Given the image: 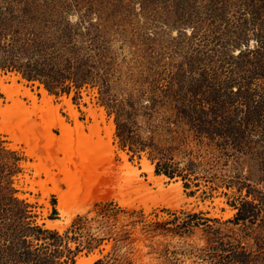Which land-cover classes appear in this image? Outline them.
I'll list each match as a JSON object with an SVG mask.
<instances>
[{
	"label": "rangeland",
	"instance_id": "rangeland-1",
	"mask_svg": "<svg viewBox=\"0 0 264 264\" xmlns=\"http://www.w3.org/2000/svg\"><path fill=\"white\" fill-rule=\"evenodd\" d=\"M214 1L0 0V77L20 75L18 82L39 98L44 84L55 104L71 97L85 134L95 123L91 106L105 110L103 139L105 126L115 125L111 160L99 165L94 189L90 173L81 187L68 188L72 165L64 157L70 155L44 148L39 157L27 154L31 144L23 133L34 128L43 140L45 112L28 114L16 139L0 130V264H25L12 239L28 222L62 236L64 251L52 264H76L78 257L89 264L94 256L93 264H264V98L247 100L234 94L239 83L230 84L258 58L233 54L261 45L264 0ZM262 81L246 88L264 92ZM0 101L12 103L1 87ZM60 113L75 125L64 106ZM52 131L61 134L58 125ZM95 140L82 146L76 140L77 163L85 154L100 155ZM123 154L139 170L147 158L162 184L146 171L139 175L145 188L131 183L121 172ZM59 158L67 161L61 169ZM48 161L50 174L69 192L65 215L57 194L44 197L42 187L31 189L27 180H48L33 166ZM165 168L176 176L157 172ZM244 200L255 206H242ZM239 207L249 216L237 222ZM23 208L28 217L15 219ZM49 219L61 220L60 228H49Z\"/></svg>",
	"mask_w": 264,
	"mask_h": 264
},
{
	"label": "bare ground",
	"instance_id": "bare-ground-1",
	"mask_svg": "<svg viewBox=\"0 0 264 264\" xmlns=\"http://www.w3.org/2000/svg\"><path fill=\"white\" fill-rule=\"evenodd\" d=\"M20 77V75L17 76L15 74L13 76L0 77V87L2 91L7 95L8 99L12 101V103L10 105H7L6 107L3 106L2 102L0 101V115L4 118L3 122H0V130L11 133L12 137L16 139V136L18 135L17 126L22 125L23 121L28 118V114L45 112L48 116V120L44 125L46 132L45 134H43V140L38 136L40 133L38 134V131L34 128H30L28 129V131H24L23 133V136H25L24 141L28 145L31 144V146L26 149L27 154L39 157L38 151H41L42 148H44L48 151V154H52V152L55 151H62L65 153V156L70 155L64 157L72 165L71 168H68L69 172L68 175L66 174L65 178V183L68 185V188H71L72 186L81 187L83 182L85 183L86 176L90 173L92 175V180H90V189H94V187L97 185L96 176L99 165H101L104 160H111V154L109 153V151L112 149L111 140L115 129L114 123L110 122L109 125L105 126V132L108 140L103 139L100 136L101 129L99 123L100 121L105 120V110L103 108H100L101 112L99 113L97 108H94L90 105L91 107L88 109L89 115L94 117L95 123L92 127L91 133L85 134L84 130L86 126L84 122L79 119V112L71 97H64V100L61 104H55L53 102V96L49 94L44 84H41L40 93L42 94V96L41 98H39L36 92L32 91L31 88L25 86L23 82H18V79ZM7 81L10 82L7 83ZM22 96L27 97L31 101V104L28 105L27 101H25ZM63 106L65 107V110L72 116L71 118L75 120V125H71L70 123H68L65 117L60 113V108ZM55 125H58L60 127V135H57L52 131L53 126ZM89 127L91 128V126ZM93 137H96L98 139L92 142L94 145L93 148H95L94 150L96 151L98 150L100 155H97L96 158H90V155L85 154L83 162L81 164L77 163V157L75 156L76 151L74 149V147L77 145L76 140L80 142V145L82 146L91 143L90 140H93ZM32 143H34L35 145H33ZM12 148L16 149V144H13ZM103 148L110 155L102 150ZM64 158H59L57 160L58 163L55 164L57 168L61 169V163H67V161L63 160ZM123 158L125 162L121 166V172H123V174L127 176V178H129L131 183H133L135 186H137L138 188L146 187L143 178H139L140 171L148 172L149 180L153 181L155 184H162V177H156L154 175V165L151 164V162L147 158H144L141 163V165L143 166L142 170H139L131 162H129L124 154ZM33 166H36V172L38 176L41 175V171H45L50 177H48V180L43 179L40 181L27 179L31 183L30 188L34 189L35 184L38 183L42 187L44 197L49 194V192L57 194L59 199L58 209L63 215L67 214V207L70 202V197L68 195L69 192L67 189L61 188L59 185L60 182L58 181V183L56 177L50 174L49 169L52 166L50 161L47 162V165L44 166V168H39L38 165ZM162 176L166 175L163 174ZM48 181L54 183V187L47 192L46 184ZM98 182L100 183V180H98ZM177 191H180V189H177ZM80 192L81 190H79V193ZM109 194L110 193L102 194L98 198L107 199L110 196ZM44 197L42 201H44ZM119 199L123 204H125V201L122 198L119 197ZM71 218L72 216H70V219L68 220L70 221ZM60 223L61 220H47V226L53 229L60 228ZM95 258L96 256L92 257L89 260V264H93L92 262ZM87 262L88 261L85 258L80 257H78L76 260V264H88Z\"/></svg>",
	"mask_w": 264,
	"mask_h": 264
},
{
	"label": "trees",
	"instance_id": "trees-1",
	"mask_svg": "<svg viewBox=\"0 0 264 264\" xmlns=\"http://www.w3.org/2000/svg\"><path fill=\"white\" fill-rule=\"evenodd\" d=\"M216 1V0H215ZM214 1V2H215ZM223 4V1H221ZM216 3H214L215 5ZM223 9V8H222ZM257 9V8H256ZM188 16V13L185 14ZM190 15V13H189ZM191 19H189V16L187 17V21L191 22ZM195 30V27H193ZM197 33V32H196ZM237 44H240L242 42L241 38H237L235 40ZM264 37L261 40V45H259L257 48H251L248 44V47L246 49L240 48L239 52L234 57L236 59H240L245 57L246 55H249L250 53H257L258 58L253 61L251 64L244 65L243 69H239V72L234 74L232 76V80L230 81V84L239 83L238 87L236 88L234 94L243 96L245 99L249 100L254 95L260 96L264 98V92L260 91L258 89H250L249 87L246 88V86H249V84L252 83L253 80H255L258 77L264 78ZM264 84V81H262V85ZM256 98V97H254ZM177 170V169H176ZM158 173H164L169 177H175L176 171H169L168 168H165L164 171H160V169H157ZM11 199L14 201V204L21 205L22 201L17 199L16 197H11ZM254 204L252 201L244 200L242 203V206L251 205ZM255 206V204H254ZM28 214L27 209L23 208V214L20 213V216L17 214L15 216V219H19L22 217L25 219ZM248 214L244 212L243 207H239L238 213L236 215L237 222H240L241 220H246L248 218ZM29 236L35 237L38 241H41V243L33 244L31 240L28 239ZM62 236L59 234L57 230H51V229H44L40 225H32L30 222H28L26 225L21 224V226L16 229L15 235H13V244L15 246H19L17 248V257L18 259H21L23 263L25 264H52L55 257H58L61 252H63L62 247ZM17 244V245H16ZM22 247V248H21ZM67 251L66 257L72 258L73 260V253L74 251L70 248H65ZM237 264L245 263L246 261L244 259L238 260Z\"/></svg>",
	"mask_w": 264,
	"mask_h": 264
}]
</instances>
